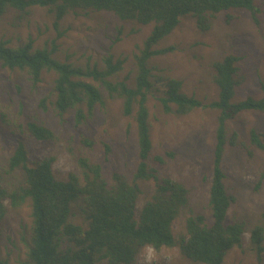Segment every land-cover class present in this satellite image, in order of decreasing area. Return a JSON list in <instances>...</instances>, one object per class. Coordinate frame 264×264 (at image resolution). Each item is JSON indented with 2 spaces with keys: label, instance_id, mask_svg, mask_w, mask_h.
I'll return each mask as SVG.
<instances>
[{
  "label": "trees",
  "instance_id": "16d2710c",
  "mask_svg": "<svg viewBox=\"0 0 264 264\" xmlns=\"http://www.w3.org/2000/svg\"><path fill=\"white\" fill-rule=\"evenodd\" d=\"M256 1L0 0V18L9 9L45 8L54 15V25L60 35L61 20L78 10L109 11L122 20L153 24L143 47L135 55L134 84L114 79L123 69L124 59H115L112 54L103 57L102 68L98 65L83 67L59 58L56 42L49 48L37 45L31 35L18 43L0 37V67L20 72L34 86L46 74L52 75V98L44 96L41 99L43 109H48L47 101L50 100L57 116L64 118L68 111H74L75 123L81 125L94 116L98 105H105L107 99H120L124 115L135 113L136 121L138 165L132 179L114 172L110 182L102 164L83 155L77 159L78 172L58 179L53 170L55 156H46L33 163L25 142L18 139L4 168L0 169V222L11 212L19 213L24 207L30 209L31 220L24 237L26 257L20 264H136L146 243L153 244L156 249L177 246L184 257L195 263L224 264L228 252L241 247L246 226L240 220L227 222L235 198L227 189L222 161L226 146L236 145L239 138L236 130L230 131L228 122L243 110L264 112V97L232 101L239 84L236 75L241 57L236 54H226L213 63L218 97L208 104L184 93L181 79L161 76L165 91L159 100L165 112L185 115L203 106L219 112L208 192L209 215L190 213L184 232L177 238L173 226L189 204V188L171 177L160 176L156 168L149 166L153 142L148 99L154 88L149 60L175 49L173 45L156 46L172 33L182 17L192 15L200 29L208 30L214 15L230 8H243L259 24L260 8ZM28 129L38 140L55 137L52 128L44 123L29 121ZM250 135L252 141L264 149V132L252 128ZM83 143L93 146L88 138H84ZM105 147L109 153L110 147ZM155 158L159 163L165 161L162 155ZM147 180L155 181V189L138 209L141 182ZM79 201L83 222L72 218L73 205ZM250 249L262 258L264 227L261 224L251 228Z\"/></svg>",
  "mask_w": 264,
  "mask_h": 264
},
{
  "label": "rangeland",
  "instance_id": "374dc122",
  "mask_svg": "<svg viewBox=\"0 0 264 264\" xmlns=\"http://www.w3.org/2000/svg\"><path fill=\"white\" fill-rule=\"evenodd\" d=\"M256 5L260 8L259 24L243 8H230L214 15L208 30L200 29L194 16L182 17L172 33L156 46L173 45L175 49L149 60L154 82L148 99L153 142L149 166L156 168L160 176L171 177L189 188V204L173 226L177 238L184 232L190 213L209 215L208 192L219 112L206 106L185 115L165 112L159 100L165 91L160 78L181 79L184 93L208 104L218 97L213 63L226 54H236L241 57L236 75L239 84L232 101L263 98L264 0H257ZM54 22V15L42 7L35 6L27 11L9 9L0 18V37L18 43L31 35L37 45L49 48L56 42L59 58L83 67L98 65L102 68L103 57L112 54L115 59H124L123 69L114 79L135 83V55L143 47L153 24L122 20L109 11L78 10L61 20L60 35ZM51 94L52 75L46 74L34 86L20 72L0 67V169L4 168L18 139H22L31 162L55 156L53 170L58 179L78 172L77 159L82 155L100 162L110 182L114 172L132 179L138 165L135 113L126 116L120 99H107L105 105L96 107L92 118L77 125L74 111H68L63 118L55 114L50 100L47 110L40 106L41 99ZM29 121L52 128L54 139H36L28 129ZM228 127L230 131L236 130L239 138L236 145L226 146L222 161L227 189L235 198L227 222L243 221L246 231L241 247L230 250L224 264H264V253L260 259L250 249L251 228L257 224L264 227V149L252 141L250 132L252 128L264 132V112L243 110L228 122ZM84 138L93 141V146L85 145ZM106 145L111 149L109 153ZM158 155L164 157L163 163L155 158ZM141 188L138 209L153 194L155 181H142ZM73 211V220L83 222L80 201L73 205ZM29 214V207H24L0 222V264H20L26 257L24 237L31 220ZM155 250L156 258L150 264H201L184 257L177 246ZM136 264H148L142 250Z\"/></svg>",
  "mask_w": 264,
  "mask_h": 264
},
{
  "label": "clouds",
  "instance_id": "9594fccd",
  "mask_svg": "<svg viewBox=\"0 0 264 264\" xmlns=\"http://www.w3.org/2000/svg\"><path fill=\"white\" fill-rule=\"evenodd\" d=\"M142 254L144 256L145 261L150 264V262L156 258V250L153 244L146 243L142 248Z\"/></svg>",
  "mask_w": 264,
  "mask_h": 264
}]
</instances>
